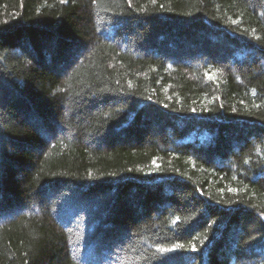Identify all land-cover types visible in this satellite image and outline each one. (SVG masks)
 I'll list each match as a JSON object with an SVG mask.
<instances>
[{"label":"trees","instance_id":"16d2710c","mask_svg":"<svg viewBox=\"0 0 264 264\" xmlns=\"http://www.w3.org/2000/svg\"><path fill=\"white\" fill-rule=\"evenodd\" d=\"M0 264H264V0H0Z\"/></svg>","mask_w":264,"mask_h":264},{"label":"snow or ice","instance_id":"6c2138e0","mask_svg":"<svg viewBox=\"0 0 264 264\" xmlns=\"http://www.w3.org/2000/svg\"><path fill=\"white\" fill-rule=\"evenodd\" d=\"M176 247H184L183 245H177ZM161 251H166L164 249H161Z\"/></svg>","mask_w":264,"mask_h":264}]
</instances>
